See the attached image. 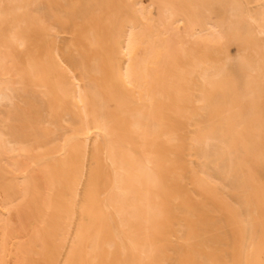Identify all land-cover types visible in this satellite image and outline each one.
<instances>
[{
  "label": "bare ground",
  "instance_id": "obj_1",
  "mask_svg": "<svg viewBox=\"0 0 264 264\" xmlns=\"http://www.w3.org/2000/svg\"><path fill=\"white\" fill-rule=\"evenodd\" d=\"M0 264H264V0H0Z\"/></svg>",
  "mask_w": 264,
  "mask_h": 264
},
{
  "label": "rangeland",
  "instance_id": "obj_2",
  "mask_svg": "<svg viewBox=\"0 0 264 264\" xmlns=\"http://www.w3.org/2000/svg\"><path fill=\"white\" fill-rule=\"evenodd\" d=\"M77 240H78V237L76 235H73L72 236V241H73L74 244L77 243Z\"/></svg>",
  "mask_w": 264,
  "mask_h": 264
}]
</instances>
